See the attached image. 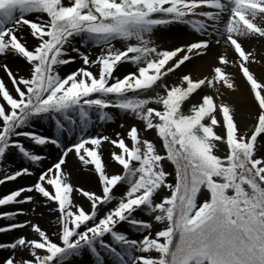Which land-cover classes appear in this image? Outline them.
Returning <instances> with one entry per match:
<instances>
[{
    "label": "snow or ice",
    "instance_id": "snow-or-ice-1",
    "mask_svg": "<svg viewBox=\"0 0 264 264\" xmlns=\"http://www.w3.org/2000/svg\"><path fill=\"white\" fill-rule=\"evenodd\" d=\"M262 53L264 0H0V264H264Z\"/></svg>",
    "mask_w": 264,
    "mask_h": 264
},
{
    "label": "bare ground",
    "instance_id": "bare-ground-1",
    "mask_svg": "<svg viewBox=\"0 0 264 264\" xmlns=\"http://www.w3.org/2000/svg\"><path fill=\"white\" fill-rule=\"evenodd\" d=\"M162 36L164 40L168 43L174 42L175 38L182 36L184 39H188V35L186 32L182 34L181 29H170L165 33H162ZM31 42V41H30ZM251 43L252 46H257L254 42H247ZM220 51H223V49H219ZM264 54V53H262ZM228 55H232V51L228 50ZM123 71V69H122ZM50 151L49 149H45V152ZM106 158V157H105ZM69 169L73 171V180L77 182L78 184L84 185L85 187H94L95 186V180L92 179L91 176H89L87 173L83 172L81 169L77 168L75 160H72L69 162ZM36 216L34 215L32 219H35ZM40 223L47 227L50 220H54V217H49L47 214V210H44V215L42 217H39Z\"/></svg>",
    "mask_w": 264,
    "mask_h": 264
},
{
    "label": "rangeland",
    "instance_id": "rangeland-1",
    "mask_svg": "<svg viewBox=\"0 0 264 264\" xmlns=\"http://www.w3.org/2000/svg\"><path fill=\"white\" fill-rule=\"evenodd\" d=\"M173 29H178V28H173ZM168 30H165L164 32L162 33H165L167 32ZM257 45V44H256ZM253 48H256L257 46H252ZM74 67V65H73ZM253 69L256 71L257 74H264V63H261V64H253ZM0 75H3V73H0ZM9 87H11V85L9 84ZM241 91H243L244 89L241 88L240 89ZM45 128H47L48 126L47 125H44ZM107 128V131L109 134H111L114 130H120L119 127H118V123H111L110 125H107L106 126ZM108 156V153H107V150L105 151V157L107 158ZM72 160L70 159L69 162H71ZM24 183H26V181H20V184L23 185ZM13 185L9 184L8 187H12ZM0 191H7V188H4L2 186H0ZM16 207H22V208H26V209H29L28 213H27V216H19L18 219L19 220H23L25 218H28V219H32V217L34 216V214L31 212L30 210V206L28 204H23V205H18ZM6 210H12V209H6ZM4 223L3 220H0V225H2ZM9 239L8 236H5L4 234H0V240H7Z\"/></svg>",
    "mask_w": 264,
    "mask_h": 264
}]
</instances>
